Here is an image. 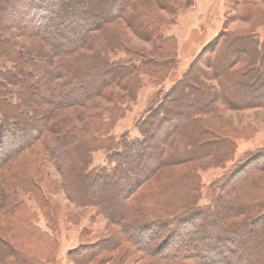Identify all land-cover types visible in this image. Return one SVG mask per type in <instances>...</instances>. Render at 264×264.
Here are the masks:
<instances>
[{"label":"trees","instance_id":"trees-1","mask_svg":"<svg viewBox=\"0 0 264 264\" xmlns=\"http://www.w3.org/2000/svg\"><path fill=\"white\" fill-rule=\"evenodd\" d=\"M108 3L119 8L103 17ZM194 4L0 0V176L6 178L0 208L10 211L12 239L23 238L34 247L30 251L0 239V264L56 260V236L34 225L33 214L18 198L26 193L40 205L45 202L36 179L37 156L60 172L71 202L95 208L118 227L120 236L113 243L130 245L140 264H264V177L258 175L264 171V150L246 157L208 206L199 204L202 185L196 172L202 166H225L234 158L235 141L221 127L226 121L218 116L219 105L244 107L255 104L258 96L264 107V41L254 30L219 33L204 48L207 60L201 63L199 53L174 82L170 73L177 65L176 42L160 26L167 25V16ZM115 16L127 17L128 27L151 47H124L125 57L111 58L110 51L124 46L109 28ZM12 23L16 26L9 28ZM17 31L42 41L49 54L23 53L14 38ZM224 50L233 54L220 59ZM39 65L43 70L38 74ZM143 75L153 78L158 104L136 121L140 138L123 135L118 141L109 126L123 114L120 106L135 100ZM112 86L121 94L106 122L91 117L72 130L68 118L48 120L54 110L85 106ZM98 151L107 153L109 166H92V154ZM177 166L186 168L169 183L137 195L157 171ZM97 246L80 247L70 255L85 264L94 259Z\"/></svg>","mask_w":264,"mask_h":264},{"label":"rangeland","instance_id":"rangeland-1","mask_svg":"<svg viewBox=\"0 0 264 264\" xmlns=\"http://www.w3.org/2000/svg\"><path fill=\"white\" fill-rule=\"evenodd\" d=\"M116 8H119V6L113 8L108 3L105 12L101 15L105 17L109 13L114 14ZM110 10L112 12H109ZM162 15L165 17L164 13ZM166 18L168 20L167 25L160 26V30L166 36L173 37L176 42L177 65L170 73V79L174 82L186 72L189 64L195 60L199 53L202 54L201 63H203L204 58L207 60L209 55L206 51L204 52V48L219 33L233 32L237 35H244L254 30L259 41H264V0H195L193 8L177 11ZM112 19L109 28H112L113 33L119 39L121 38L124 46L118 47L116 51H110L111 58L125 57L126 50L124 47L139 51L151 47L150 42L142 40L132 32V29L127 25V17L115 16ZM14 25L16 26L15 23H12L8 27L13 28ZM14 38L23 53L28 50L36 54H49V50L42 41L27 37L22 31L15 32ZM242 48L244 46H238V49L242 50ZM222 52L224 53L219 55V57L222 56L220 59L223 57L228 58V55L233 54L231 50ZM195 65L201 71H204V74L208 72V68H205L204 65L197 63ZM233 67H236V65ZM37 69L39 74L40 71L42 72L43 67L39 65ZM205 81L207 80L205 79ZM120 94L121 89L112 86L102 96L92 100L85 106L54 110L52 115L48 116V120L55 121L68 118V128L72 130L80 128L91 117L100 116L106 122L109 116L107 113L117 102ZM110 96L111 98H109ZM157 100H159L158 90L155 87L153 78L143 75L135 100L120 106L123 114L109 126L110 135L118 141L123 135L131 139L140 138L135 123L151 106L158 104ZM258 100L257 96L254 98L255 104L247 103V106L235 109L219 105L220 113H218V116L226 121V125H221V127L225 129L226 133H229L230 138L234 139L235 154L234 158L227 162L225 166L200 167V164V168H196L202 185L199 201L201 206H208L212 203L220 185L237 170L246 157L264 150V107L260 106ZM37 109L36 107L35 111L40 116L45 115ZM150 132H153V128L150 129ZM159 134L164 135V132L161 131ZM36 146L39 149V146ZM134 152H142V149H135ZM36 158L40 170V173L36 175V179H38L37 181L43 191L45 202L40 205L32 194L26 193L19 194L18 198L33 214L34 225L42 231L55 235L57 238L56 260L46 264H79L76 256L70 255V252L80 247L95 245H98L99 248L97 254L94 259L85 264H140L138 254L130 245L123 242L113 243V241H117L115 238L120 236L118 227L102 217L95 208L81 207L71 202L66 191L62 189L60 172L50 162L44 160L42 156ZM109 164V158L105 151L92 154L93 167H107ZM138 164L143 168H149L148 164L146 165L144 162L139 161ZM185 168L184 166L162 168L138 188L137 195H147L162 184L169 183L170 180L181 174ZM133 169L137 170L136 167ZM258 175L264 177V171L258 173ZM5 184L6 178L0 176V191L3 190ZM50 213H53V220ZM9 214V210L0 208V239L3 242L33 251L34 247L28 245L29 241L23 238L12 239L11 233H13L14 223L10 221ZM48 218L52 221L51 223ZM100 246L103 248H100Z\"/></svg>","mask_w":264,"mask_h":264}]
</instances>
